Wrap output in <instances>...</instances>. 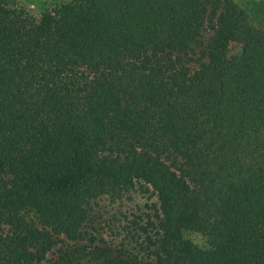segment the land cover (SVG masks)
<instances>
[{
  "label": "trees",
  "instance_id": "trees-1",
  "mask_svg": "<svg viewBox=\"0 0 264 264\" xmlns=\"http://www.w3.org/2000/svg\"><path fill=\"white\" fill-rule=\"evenodd\" d=\"M135 188L156 200L134 244L47 257ZM0 264H264V22L235 0H0Z\"/></svg>",
  "mask_w": 264,
  "mask_h": 264
},
{
  "label": "rangeland",
  "instance_id": "rangeland-1",
  "mask_svg": "<svg viewBox=\"0 0 264 264\" xmlns=\"http://www.w3.org/2000/svg\"><path fill=\"white\" fill-rule=\"evenodd\" d=\"M30 12L38 15L48 0H18ZM255 22H264V0H235ZM151 194H143L137 188L122 195L113 197L108 194L100 196L92 204L90 214L82 225V235L75 240L64 235L62 239L47 253L51 258L60 251L71 252L75 256L81 254L85 246L101 243L104 238L107 243L124 241L134 244L140 239L138 226L141 216L148 212L147 203L155 201ZM145 216V215H144ZM28 218L38 223L35 212H30ZM41 225V224H40ZM183 234L200 247L208 246V237L204 231L191 221H186L183 226Z\"/></svg>",
  "mask_w": 264,
  "mask_h": 264
}]
</instances>
